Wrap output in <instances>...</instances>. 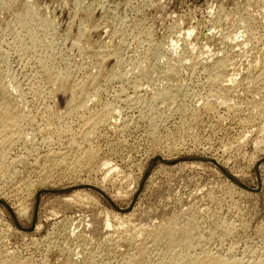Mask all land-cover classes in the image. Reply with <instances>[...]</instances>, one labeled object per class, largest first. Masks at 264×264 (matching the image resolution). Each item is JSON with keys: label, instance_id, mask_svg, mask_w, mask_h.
Segmentation results:
<instances>
[{"label": "rangeland", "instance_id": "obj_1", "mask_svg": "<svg viewBox=\"0 0 264 264\" xmlns=\"http://www.w3.org/2000/svg\"><path fill=\"white\" fill-rule=\"evenodd\" d=\"M261 99L264 0H0V264H169L189 219L195 256L264 264Z\"/></svg>", "mask_w": 264, "mask_h": 264}, {"label": "bare ground", "instance_id": "obj_2", "mask_svg": "<svg viewBox=\"0 0 264 264\" xmlns=\"http://www.w3.org/2000/svg\"><path fill=\"white\" fill-rule=\"evenodd\" d=\"M30 12V11H29ZM32 16V15H31ZM19 20V19H18ZM32 20V19H31ZM25 21V20H24ZM40 21V20H39ZM46 21V20H45ZM40 24V23H39ZM41 25V24H40ZM28 27V26H27ZM246 30V29H245ZM29 32V31H28ZM47 32V31H46ZM26 33H27V31H26ZM231 34V33H230ZM233 34H234V32H233ZM26 36V35H25ZM49 37V36H48ZM234 37V36H233ZM232 37V38H233ZM226 40V39H225ZM230 40V39H229ZM226 41H228V40H226ZM14 42V41H13ZM32 42V41H31ZM230 44H235L236 43V40L235 39H232V40H230V42H229ZM236 45H239V44H237L236 43ZM31 46V45H30ZM175 46V45H174ZM38 47V46H37ZM20 48V47H19ZM175 48V47H174ZM26 49V48H25ZM172 50V49H171ZM171 50H170V52H171ZM23 51V50H22ZM173 51V50H172ZM18 53V52H17ZM54 53H55V51H54ZM169 54V53H168ZM167 54V55H168ZM172 54H174V53H172ZM100 55V54H99ZM166 55V54H165ZM169 55H171V53L169 54ZM168 55V56H169ZM101 56V55H100ZM51 58V57H50ZM159 58V57H158ZM167 58V57H166ZM171 58V57H170ZM169 58V59H170ZM180 58V57H179ZM161 59H162V57H161ZM176 59V58H175ZM45 60H47V58L45 59ZM54 60V59H53ZM197 60V59H196ZM158 61V60H157ZM160 61V60H159ZM220 61V60H219ZM218 61V62H219ZM44 62V61H43ZM53 62V61H52ZM51 62V63H52ZM222 62V61H221ZM156 63V62H155ZM168 63V62H167ZM191 63V62H190ZM198 63H200V62H198ZM215 63V62H214ZM139 64V63H138ZM197 64V61L195 62V65ZM220 64V63H219ZM42 65V64H41ZM171 65V64H170ZM175 65H176V63H175ZM193 66H194V63L192 64ZM199 65V64H198ZM218 65V64H217ZM222 65V64H221ZM43 66H44V64H43ZM50 66V65H49ZM49 66H47L46 65V63H45V69H44V71L46 70V71H51L49 68ZM54 66V65H53ZM52 67V66H51ZM198 67V66H197ZM211 67V66H210ZM213 67H215L214 65H213ZM219 67H221V66H219ZM55 68V67H54ZM58 68V67H57ZM175 68V67H174ZM174 68L172 67V66H169V68H168V70H166V73H168L167 71H169V72H171V71H173L174 72ZM207 68V67H206ZM23 69V68H22ZM52 69V68H51ZM65 69V68H64ZM140 69V68H139ZM150 69V68H149ZM211 70H212V68H210ZM213 69H215V68H213ZM55 70V69H54ZM53 70V71H54ZM141 70V69H140ZM219 69H217L216 70V72L218 71ZM131 71V70H130ZM210 71V70H209ZM215 71V70H214ZM55 72V71H54ZM58 72V71H57ZM56 72V73H57ZM216 72H215V75H216ZM46 73H48V72H46ZM59 73V72H58ZM57 73V74H58ZM67 73V72H66ZM66 73H65V76H66ZM211 73H212V71H211ZM68 74V73H67ZM174 74V73H173ZM176 74V73H175ZM221 74V73H220ZM33 75V74H32ZM36 75V74H35ZM48 75L50 76V74L48 73ZM52 76L54 75V74H51ZM60 75H62V74H60ZM139 75V74H138ZM219 75V74H218ZM45 76H46V74H45ZM56 76V75H55ZM68 76V75H67ZM66 76V77H67ZM211 76V75H210ZM51 77V76H50ZM62 76H60V78H61ZM109 77V76H108ZM219 77H221V75L219 76ZM223 77V76H222ZM57 78H58V76H57ZM113 78V77H112ZM144 78V77H143ZM210 78V77H209ZM213 78H215L214 80H213V85H217V87H219L218 86V84H219V80L216 78V77H212L211 78V80L213 79ZM62 79V78H61ZM65 79V78H64ZM67 79V78H66ZM70 79V78H69ZM95 79V78H94ZM145 79V78H144ZM54 80H55V77H54ZM121 80V79H120ZM232 80V79H231ZM38 81V80H37ZM88 81V80H87ZM107 81H108V79H107ZM161 81V80H160ZM210 81V80H209ZM230 81V80H229ZM228 81V82H229ZM14 82V81H13ZM40 82H42V81H40ZM47 82V81H46ZM52 82H53V80H52ZM82 82V81H81ZM63 83V82H62ZM67 83L69 84V82L67 81ZM76 83V82H75ZM84 83V82H83ZM93 83V82H92ZM91 83V85L93 86V84ZM53 84H54V82H53ZM66 84V83H65ZM64 84V85H65ZM67 84V85H68ZM109 84V83H108ZM209 84V83H208ZM211 84V83H210ZM63 85V84H62ZM12 86V85H11ZM10 86V87H11ZM15 86V85H14ZM54 86H55V84H54ZM54 86H53V88H54ZM73 86V85H72ZM65 87L66 86H59V88H58V93L59 92H65ZM77 87V86H76ZM80 87V86H79ZM79 87H78V89H79ZM57 88V87H56ZM68 88V87H67ZM73 88V87H72ZM71 88V90H74L75 89V87H74V89H72ZM93 88H95V87H93ZM139 88V87H138ZM261 88V87H260ZM10 89V88H9ZM55 89V88H54ZM69 89V88H68ZM67 89V90H68ZM82 89V88H81ZM96 89H97V87H96ZM262 89V88H261ZM66 90V92H72V91H67ZM124 90V89H123ZM17 91V90H16ZM80 91V90H79ZM83 91V89L81 90V92ZM98 91V90H97ZM125 91V90H124ZM135 91V90H134ZM6 92V91H5ZM18 92V91H17ZM165 92V91H164ZM73 93V92H72ZM167 93V92H166ZM9 94V93H8ZM60 94V93H59ZM83 94H85V95H83ZM83 94H79L78 96H77V99H78V104L80 105V110H81V108L82 107H84V109H85V107H87L88 105V103H89V101H90V95H88L89 94V92H88V94L86 95V92L84 93L83 92ZM162 94V93H161ZM3 95V94H2ZM6 95V94H5ZM10 95V94H9ZM76 95V94H75ZM8 96V95H7ZM6 96V97H7ZM22 96V95H21ZM66 96V95H65ZM157 96H158V94H157ZM4 97V96H3ZM71 97V96H70ZM76 97V96H75ZM140 97V96H139ZM220 97V96H219ZM9 98H10V96H9ZM72 99L74 98V94H73V97H71ZM145 98V97H144ZM221 98V97H220ZM1 99H2V97H1ZM5 99V98H4ZM75 99V98H74ZM73 99V100H74ZM92 99V98H91ZM217 99V98H216ZM228 99V98H227ZM73 100L71 101V103H73ZM220 100V99H219ZM224 100H226V99H224ZM262 101L264 100V99H261ZM3 101V100H2ZM75 101V100H74ZM154 101V100H153ZM172 101H173V99H172ZM261 101V102H262ZM1 102V101H0ZM6 103L7 101L6 100H4L3 101V103ZM11 102V101H10ZM91 102V101H90ZM150 102V101H149ZM260 102V103H261ZM8 103H9V99H8ZM8 103H6V108L8 109V107H9V109H10V106H8L7 107V104ZM225 103V102H224ZM223 103V104H224ZM257 103V102H256ZM2 104V103H1ZM12 104V103H11ZM70 104V103H69ZM100 104V103H99ZM226 104V103H225ZM228 104V103H227ZM257 104H259V103H257ZM261 104H263V102L261 103ZM260 104V105H261ZM3 105V104H2ZM8 105H10V104H8ZM72 105V104H71ZM74 105V104H73ZM166 105V104H165ZM254 105L255 106H257L255 103H254ZM253 105V106H254ZM20 106V105H19ZM69 106V105H68ZM75 106H76V104H75ZM210 106V105H209ZM72 107H74V106H72ZM71 107V108H72ZM77 107H79V106H77ZM76 107V108H77ZM167 107V106H166ZM208 107V106H207ZM258 107H260V106H258ZM70 108V109H71ZM75 108V107H74ZM133 108V107H132ZM165 108V107H164ZM8 109V110H9ZM15 109V108H14ZM73 109V108H72ZM83 109V108H82ZM87 109V108H86ZM110 109V108H109ZM13 110V109H12ZM74 110V109H73ZM111 110V109H110ZM4 111V110H3ZM6 111V110H5ZM20 111V110H19ZM70 111H72V110H70ZM203 111V110H202ZM9 112V111H8ZM13 112V111H12ZM92 112V111H91ZM106 112V111H105ZM109 112V111H108ZM108 112H106V113H108ZM110 112H113V111H110ZM139 112V111H138ZM1 113H3V112H1ZM10 113V112H9ZM15 113H16V111H15ZM21 113V112H20ZM43 113V112H42ZM83 113V112H82ZM90 113V112H89ZM6 114H7V111H6ZM14 114V113H13ZM13 114H11L10 113V115H9V117H7L8 116V114H7V116L3 113V114H1V117H0V127L1 128H5L6 129V131H10V130H7V128L10 126V128H11V125L12 126H17V125H19L17 122L19 121L18 120V118H19V115L17 116V117H12V115ZM68 114V113H67ZM99 114V113H98ZM110 114V113H109ZM138 114V113H137ZM44 115V114H43ZM65 115H66V113H65ZM65 115H63V116H65ZM70 115V114H69ZM97 115V114H96ZM102 115V114H101ZM105 115H107V114H104L103 113V115H102V117H100V115H99V119L101 118V120L103 121V120H105V119H107V120H109V117H111L110 115H109V117H107V116H105ZM52 116H54V115H52ZM60 116V115H59ZM95 116V115H94ZM98 116V115H97ZM21 117V116H20ZM79 117V116H78ZM86 117V116H85ZM23 118V117H22ZM45 118H47V117H45ZM92 118V117H91ZM93 118H95V117H93ZM98 118L96 119V121L98 120ZM112 118V117H111ZM20 119V118H19ZM47 119H49V120H51L52 121V119H50L49 117L47 118ZM86 119H88V118H86ZM85 119V120H86ZM46 120V119H45ZM77 120V119H76ZM88 120H90V119H88ZM88 120H86L85 122H86V124H87V122L89 123V122H92L93 121V119H91V121H88ZM107 120H105V121H107ZM112 120V119H111ZM111 120H109V121H111ZM148 120V119H147ZM95 121V123H97ZM99 121V120H98ZM102 121H101V123H102ZM108 121V122H109ZM113 121H115V120H113ZM21 122V121H20ZM47 122V121H46ZM48 122H50V121H48ZM47 122V123H48ZM84 122V123H85ZM104 122V121H103ZM128 122V121H127ZM55 123V122H54ZM93 123H94V121H93ZM92 123V124H93ZM106 123V122H105ZM85 124V125H86ZM98 124V123H97ZM96 124V125H97ZM23 126V125H22ZM87 126H88V124H87ZM93 126H95V125H93ZM92 125H91V128L93 127ZM125 126V125H124ZM57 127V126H56ZM85 127V126H84ZM19 128H21V127H19ZM18 128V129H19ZM89 128V127H88ZM9 129V128H8ZM13 129V128H12ZM41 129V128H40ZM59 129V128H58ZM75 129V128H74ZM78 129V128H77ZM76 129V130H77ZM81 129V128H80ZM1 130H3V129H1ZM15 130H17V127H16V129ZM14 130V131H15ZM29 130V129H28ZM62 130H65V128L64 129H62ZM5 131V132H6ZM22 131V130H21ZM20 130H17V131H15L16 133H15V135L17 136V137H23L24 136V132L22 133ZM66 131V130H65ZM79 131V130H78ZM91 131V130H90ZM4 132V133H5ZM60 132V134H61V130L59 131ZM64 132V131H63ZM69 132V131H68ZM2 133V131L0 132V134ZM13 133V132H12ZM12 133H10V135L12 134ZM6 134V133H5ZM14 134V133H13ZM12 134V135H13ZM26 134V133H25ZM55 134V133H54ZM59 133L57 132L55 135H58ZM65 134V133H64ZM89 134H90V132H89ZM3 135V134H2ZM23 135V136H22ZM62 135V134H61ZM7 135H5V137H6ZM8 136H9V132H8ZM16 136H15V138H16ZM26 136V135H25ZM24 136V137H25ZM47 136V135H46ZM58 136H60V135H58ZM86 136V135H85ZM14 137V136H13ZM30 137V136H29ZM28 137V138H29ZM75 137V136H74ZM0 138H3L2 140H4V137H1L0 136ZM11 140L10 141H8V143L10 144H12L13 142H12V139H14V138H12V137H9ZM81 138V137H80ZM25 139H27V138H25ZM34 139V138H33ZM57 139V138H56ZM59 139V138H58ZM1 140V141H2ZM6 140H8V138L6 139ZM48 140H49V138H48ZM84 140V139H83ZM0 141V142H1ZM5 141V140H4ZM4 141H3V143H4ZM14 141V140H13ZM21 141H25V140H23V139H21ZM76 141V140H75ZM74 141V142H75ZM15 142H17L16 140H15ZM14 142V143H15ZM5 143H6V141H5ZM24 143V142H23ZM56 143V142H55ZM76 143V142H75ZM8 144V145H9ZM53 144V143H52ZM77 144V143H76ZM3 145V144H2ZM1 145V146H2ZM5 145V144H4ZM44 145V144H43ZM35 148V147H34ZM41 148V147H40ZM30 149V148H29ZM5 151H7L6 149H4ZM76 150V149H75ZM5 151L3 152V151H1V152H3V153H0V160H2L3 161V159L4 158H6L5 157ZM58 151V150H57ZM69 151V150H68ZM84 151V150H83ZM35 152V151H34ZM84 153V152H83ZM12 154V153H11ZM25 154V153H24ZM37 154V153H36ZM65 154V153H64ZM87 154V155H86ZM10 155V154H9ZM63 155V154H62ZM89 155V156H88ZM21 156V155H20ZM33 156V155H32ZM51 156V154H49L48 153V155H46V157H50ZM83 156H85V158H87L86 156H88V158L90 157V156H92V157H90V159L91 160H94V159H92L93 157H94V154H92V153H88V152H85V154L83 155ZM19 158V157H18ZM21 158V157H20ZM33 158V157H32ZM35 159V158H34ZM45 159V158H44ZM89 159V160H90ZM18 160V159H17ZM22 160V159H21ZM77 160V159H76ZM78 160H79V158H78ZM2 161H0V162H2ZM5 161V160H4ZM81 161V160H80ZM6 162V161H5ZM16 161L13 159V160H11V161H9V163H5L6 164V166L8 167V168H10L11 166H12V164H14ZM18 162V161H17ZM4 163V162H3ZM3 163H1V167L2 168H4L2 165H5V164H3ZM37 163V162H36ZM78 163V162H77ZM37 165V164H36ZM46 165V164H45ZM7 167H6V169H7ZM43 167V166H42ZM3 170H5V169H3ZM10 172V171H9ZM8 171H6V173H9ZM5 173V172H4ZM3 176H4V174H3ZM2 177V176H1ZM8 177V176H7ZM241 183V182H240ZM193 215V214H192ZM191 216V215H190ZM191 218H193V217H191ZM189 219V218H188ZM171 220V219H170ZM194 219H192V220H190L189 219V221H188V223H186L185 222V224L184 225H178V224H176V221H170L171 223H169L168 221H167V225H165V226H163V227H161V228H159L160 226H157L158 227V229L157 230H154V232H152V233H154L153 234V237L151 238V239H153L154 240V243L156 244V246H158V248H160L161 249V251L162 250H164V254L166 255V256H164L163 254V256L164 257H162L161 256V258H165L166 257V259L168 258V260H169V262L170 263H172V264H242L241 262H239V261H236V259H233V257L232 258H227V259H224V258H222V257H217V256H214L213 254H211V253H203L202 252V254L199 256V255H197V256H195V254H192L191 252H192V250H193V253H194V250L199 246V239H197L196 237H195V232H194V227H196L195 226V221H193ZM179 222V221H178ZM165 224V223H164ZM200 224V223H199ZM163 225V224H162ZM152 231V230H151ZM151 233V234H152ZM202 238V237H201ZM153 240H151L152 241V243H153ZM140 241V240H139ZM150 245V244H149ZM154 244H152V246H153ZM142 248V247H141ZM155 248H157V247H154V249ZM138 249H140V248H138ZM144 249V248H143ZM146 250V249H145ZM157 250H159V249H157ZM156 250V251H157ZM139 251H141V249L139 250ZM143 251V250H142ZM141 251V252H142ZM160 251V250H159ZM139 253V252H137V253H139L138 255H135L134 254V258L131 256H129V258H131V259H129L128 258V260H127V262L126 263H128V261H130V263L129 264H149V263H147V261H146V255H144V253L145 252H147V250L146 251H143V253ZM136 253V254H137ZM149 253V252H148ZM158 253V252H157ZM163 253V252H162ZM132 254V253H131ZM133 255V254H132ZM160 255H161V252H160ZM149 256V255H148ZM147 256V257H148ZM149 259V258H148ZM260 259V258H259ZM151 260V259H150ZM163 260V259H162ZM161 260V261H162ZM261 260V259H260ZM253 261V260H252ZM152 262V261H151ZM157 262V261H156ZM164 262V261H163ZM259 262H261V261H259ZM259 262H256V261H253V262H250L249 264H260ZM169 263V264H170ZM164 264V263H163ZM263 264V263H262Z\"/></svg>", "mask_w": 264, "mask_h": 264}]
</instances>
